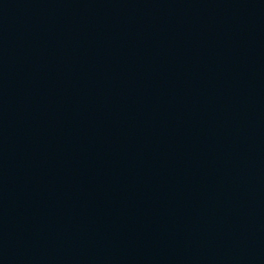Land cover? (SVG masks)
<instances>
[{"label": "water", "instance_id": "95a60500", "mask_svg": "<svg viewBox=\"0 0 264 264\" xmlns=\"http://www.w3.org/2000/svg\"><path fill=\"white\" fill-rule=\"evenodd\" d=\"M0 264H264V0H0Z\"/></svg>", "mask_w": 264, "mask_h": 264}]
</instances>
